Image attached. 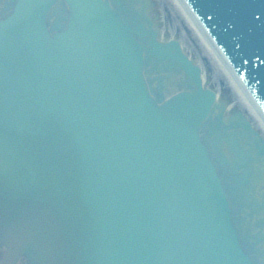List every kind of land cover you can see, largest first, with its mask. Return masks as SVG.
<instances>
[{
    "label": "water",
    "instance_id": "water-1",
    "mask_svg": "<svg viewBox=\"0 0 264 264\" xmlns=\"http://www.w3.org/2000/svg\"><path fill=\"white\" fill-rule=\"evenodd\" d=\"M58 1L69 18L47 31ZM189 1L242 43L243 76L264 79V0ZM16 8L0 22V236L11 264H250L198 140L209 100L157 107L142 47L104 0Z\"/></svg>",
    "mask_w": 264,
    "mask_h": 264
},
{
    "label": "rangeland",
    "instance_id": "rangeland-1",
    "mask_svg": "<svg viewBox=\"0 0 264 264\" xmlns=\"http://www.w3.org/2000/svg\"><path fill=\"white\" fill-rule=\"evenodd\" d=\"M162 17L160 20L165 33L170 37L180 40L184 49L191 55L203 69L205 77L213 87L224 84L230 88L234 97L243 103L240 94L236 92L226 72L221 68L217 59L207 49L200 35L196 32L187 17L180 10L174 0H154ZM244 105V103L242 104Z\"/></svg>",
    "mask_w": 264,
    "mask_h": 264
},
{
    "label": "bare ground",
    "instance_id": "bare-ground-1",
    "mask_svg": "<svg viewBox=\"0 0 264 264\" xmlns=\"http://www.w3.org/2000/svg\"><path fill=\"white\" fill-rule=\"evenodd\" d=\"M174 1L177 3V5L179 6V8L184 12V14L186 15V17L191 22V24L196 28L197 32L201 36V39L205 43L207 49L210 52H212V54L216 57V59L218 60L219 64L221 65V68L227 72L228 76H231V78L233 80L232 81L233 82V85L236 88V90H238V92L241 94L242 98L245 99L249 103L250 107L253 110L258 111L257 108L255 107V104L253 103V101L251 100V98L246 93V89L244 88V86L242 85V83L235 77V75H234L232 69L230 68V66L228 65V63L225 61V59L222 58L223 56L221 57V55L219 54L220 52L218 51V49L216 48V46L214 45V43L212 42V40L210 39V37L207 35V33L205 32V30L203 29V27L201 26V24L199 23V21L190 12V10L188 9V7L184 3V1L183 0H174ZM258 114H259L260 117H263L260 113H258Z\"/></svg>",
    "mask_w": 264,
    "mask_h": 264
},
{
    "label": "flooded vegetation",
    "instance_id": "flooded-vegetation-1",
    "mask_svg": "<svg viewBox=\"0 0 264 264\" xmlns=\"http://www.w3.org/2000/svg\"><path fill=\"white\" fill-rule=\"evenodd\" d=\"M264 194V193H263Z\"/></svg>",
    "mask_w": 264,
    "mask_h": 264
}]
</instances>
